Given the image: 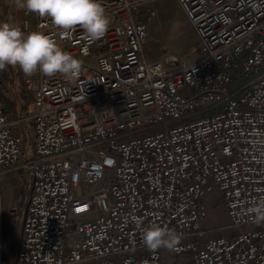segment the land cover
<instances>
[{"label": "built area", "instance_id": "built-area-1", "mask_svg": "<svg viewBox=\"0 0 264 264\" xmlns=\"http://www.w3.org/2000/svg\"><path fill=\"white\" fill-rule=\"evenodd\" d=\"M158 1L101 0L111 23L92 44L20 10L82 71H0V175L28 192L5 212L0 187V264H264L248 211L264 198V0H176L197 36L188 65L147 58ZM215 195L238 234L203 229ZM152 225L180 245L149 251Z\"/></svg>", "mask_w": 264, "mask_h": 264}, {"label": "clouds", "instance_id": "clouds-1", "mask_svg": "<svg viewBox=\"0 0 264 264\" xmlns=\"http://www.w3.org/2000/svg\"><path fill=\"white\" fill-rule=\"evenodd\" d=\"M13 3L25 14L50 19L62 36L78 26L88 44L102 40L111 23L101 0H13ZM8 66L18 67L26 77L39 72L48 78L59 74L69 81H76L82 71V62L63 51L48 35L40 31L26 34L18 25L0 22V71ZM248 211L256 225L264 224V198ZM142 242L149 251L161 248L174 251L181 243V234L152 225L144 229Z\"/></svg>", "mask_w": 264, "mask_h": 264}, {"label": "rangeland", "instance_id": "rangeland-1", "mask_svg": "<svg viewBox=\"0 0 264 264\" xmlns=\"http://www.w3.org/2000/svg\"><path fill=\"white\" fill-rule=\"evenodd\" d=\"M150 8L156 10L158 15L148 23L149 40L145 46V52L149 61L162 60L166 55H173L181 60L182 65L190 64V51L196 43L197 36L177 1L160 0L151 5ZM20 15V10L14 7L13 0H0V19L2 22L16 25ZM4 185L0 184L5 212L9 211L12 204L24 205L28 195L26 186L19 181L8 188V184ZM14 188H17L16 192H13L12 189ZM213 201L210 204L208 226L203 225V229L210 231V237L238 234L237 229L228 228L229 221L221 196H217L216 200ZM11 224V219L6 218L4 250L8 256L11 255L14 247L11 239L14 241L17 235V229H14L11 236ZM171 259L174 260L175 258L171 255Z\"/></svg>", "mask_w": 264, "mask_h": 264}, {"label": "crops", "instance_id": "crops-1", "mask_svg": "<svg viewBox=\"0 0 264 264\" xmlns=\"http://www.w3.org/2000/svg\"><path fill=\"white\" fill-rule=\"evenodd\" d=\"M16 183V180H15V178L14 177H9V176H7V175H0V184H8L7 185V188L8 187H11V185H13V184H15ZM4 185V186H5ZM6 188V187H5ZM17 189V188H16ZM16 189H12V190H14L13 192H16L15 190ZM218 195H215V196H213V197H211L210 198V201H213L214 199L216 200V197H217ZM213 199V200H212ZM214 200V201H215ZM213 201V202H214ZM210 209H211V206H210ZM208 219H209V217L207 218V220L206 221H204V223H203V225L204 226H208Z\"/></svg>", "mask_w": 264, "mask_h": 264}, {"label": "water", "instance_id": "water-1", "mask_svg": "<svg viewBox=\"0 0 264 264\" xmlns=\"http://www.w3.org/2000/svg\"><path fill=\"white\" fill-rule=\"evenodd\" d=\"M6 109H9V105L6 107Z\"/></svg>", "mask_w": 264, "mask_h": 264}, {"label": "bare ground", "instance_id": "bare-ground-1", "mask_svg": "<svg viewBox=\"0 0 264 264\" xmlns=\"http://www.w3.org/2000/svg\"><path fill=\"white\" fill-rule=\"evenodd\" d=\"M12 240H13V239H12ZM14 241H15V240H14ZM14 241H13V242H14Z\"/></svg>", "mask_w": 264, "mask_h": 264}]
</instances>
